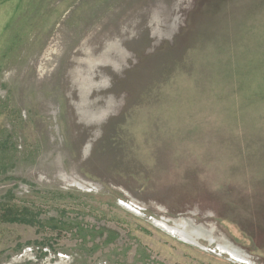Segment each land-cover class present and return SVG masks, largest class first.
I'll return each mask as SVG.
<instances>
[{"label": "rangeland", "instance_id": "rangeland-1", "mask_svg": "<svg viewBox=\"0 0 264 264\" xmlns=\"http://www.w3.org/2000/svg\"><path fill=\"white\" fill-rule=\"evenodd\" d=\"M0 206V264H264V0H0Z\"/></svg>", "mask_w": 264, "mask_h": 264}, {"label": "trees", "instance_id": "trees-1", "mask_svg": "<svg viewBox=\"0 0 264 264\" xmlns=\"http://www.w3.org/2000/svg\"><path fill=\"white\" fill-rule=\"evenodd\" d=\"M237 204H233V208L236 209ZM1 208V206H0ZM26 214L29 216L26 217ZM39 213H29L28 211H24L21 214L13 213L12 210H8L4 212V214L0 215V222L7 223V224H20V225H27L32 227L42 228V222L39 220Z\"/></svg>", "mask_w": 264, "mask_h": 264}, {"label": "bare ground", "instance_id": "bare-ground-1", "mask_svg": "<svg viewBox=\"0 0 264 264\" xmlns=\"http://www.w3.org/2000/svg\"><path fill=\"white\" fill-rule=\"evenodd\" d=\"M185 237H187V235Z\"/></svg>", "mask_w": 264, "mask_h": 264}]
</instances>
